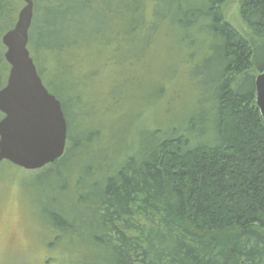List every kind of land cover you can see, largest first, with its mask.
Wrapping results in <instances>:
<instances>
[{"label":"trees","instance_id":"trees-1","mask_svg":"<svg viewBox=\"0 0 264 264\" xmlns=\"http://www.w3.org/2000/svg\"><path fill=\"white\" fill-rule=\"evenodd\" d=\"M233 1L32 0L28 48L67 121L64 154L32 184L49 245L68 248L70 264H264V121L253 74L264 68V0H237L241 29L227 18ZM24 5L0 0V89L10 69L2 37ZM151 8L157 23L212 39L216 65L191 79L198 110L184 127L135 122L138 137L121 150L105 144L102 124L119 85L102 83L100 69L120 66L126 46H148ZM10 168L0 163L6 178Z\"/></svg>","mask_w":264,"mask_h":264},{"label":"rangeland","instance_id":"rangeland-1","mask_svg":"<svg viewBox=\"0 0 264 264\" xmlns=\"http://www.w3.org/2000/svg\"><path fill=\"white\" fill-rule=\"evenodd\" d=\"M152 11L151 8L147 20L151 29H147L142 40L148 46L142 49L141 44L126 46L122 52L128 55L123 57L120 66L112 64L100 69L102 83L107 87L115 82L119 85L117 103L103 104L106 120L102 124L105 144L116 145L121 150L129 149L132 140L137 139L135 122L141 125L150 121L152 129L163 132L177 122L184 127L187 117L198 110L190 111L193 109L191 96L195 92L191 79L199 68L216 65L212 39L206 36L204 39L196 29L179 30L168 22L157 23L161 18ZM228 12L227 18L233 26L246 28L239 17L237 0L228 4ZM187 33L197 37L195 44L191 45L185 38ZM263 62L264 55L258 63ZM111 67L115 68L114 72ZM50 68L53 70L55 64ZM253 74L256 77L259 72L253 71ZM87 84L88 89L91 88L89 81ZM125 132H130L131 137H125ZM47 166L37 170L10 168L15 175L7 178L6 172H0V264H70L68 248L49 245L50 224L42 216L43 207L38 203H41L40 194L32 184L33 172H42Z\"/></svg>","mask_w":264,"mask_h":264},{"label":"water","instance_id":"water-1","mask_svg":"<svg viewBox=\"0 0 264 264\" xmlns=\"http://www.w3.org/2000/svg\"><path fill=\"white\" fill-rule=\"evenodd\" d=\"M23 1L15 26L2 37L10 69L0 89V163L37 170L64 154L67 121L60 100L44 85L31 57L28 43L33 2ZM255 89L264 121V68L255 77Z\"/></svg>","mask_w":264,"mask_h":264}]
</instances>
